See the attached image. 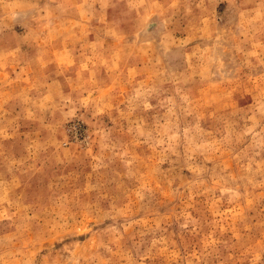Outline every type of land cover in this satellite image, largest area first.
Returning <instances> with one entry per match:
<instances>
[{"label":"rangeland","instance_id":"1","mask_svg":"<svg viewBox=\"0 0 264 264\" xmlns=\"http://www.w3.org/2000/svg\"><path fill=\"white\" fill-rule=\"evenodd\" d=\"M0 264H264V0H0Z\"/></svg>","mask_w":264,"mask_h":264}]
</instances>
